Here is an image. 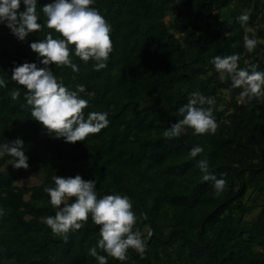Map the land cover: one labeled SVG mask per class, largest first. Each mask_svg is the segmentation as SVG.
<instances>
[{
	"label": "trees",
	"instance_id": "1",
	"mask_svg": "<svg viewBox=\"0 0 264 264\" xmlns=\"http://www.w3.org/2000/svg\"><path fill=\"white\" fill-rule=\"evenodd\" d=\"M47 3L37 0L42 24L40 7ZM93 6L112 27L107 67L95 71L94 61L75 56L76 73L49 65L73 90L85 86V115L109 113L107 127L75 143L46 134L30 115L25 88L10 79L13 61L42 67L29 43L58 33L43 26L19 41L0 24V77L7 85L0 88V142L19 136L29 158L27 169L0 158V264H97L88 255L100 238L90 216L66 240L42 221L54 215L44 191L54 186L52 177L76 174L96 179L98 197L129 196L134 229L147 238L142 255L129 248L125 261L108 257V264H264V97L242 101L241 89L227 76L221 80L209 63L239 53V67L264 71V0H95ZM241 13L249 15L243 27L235 19ZM246 35L258 39L251 53L243 47ZM14 87L16 101L9 95ZM193 92L215 99V133L194 135L189 128L165 138L163 131L179 119L176 109ZM195 145L204 151L187 158ZM201 158L226 180L219 195L201 180ZM35 176L39 184L17 185Z\"/></svg>",
	"mask_w": 264,
	"mask_h": 264
},
{
	"label": "clouds",
	"instance_id": "2",
	"mask_svg": "<svg viewBox=\"0 0 264 264\" xmlns=\"http://www.w3.org/2000/svg\"><path fill=\"white\" fill-rule=\"evenodd\" d=\"M21 4L23 10H19ZM95 0H50L40 7L46 17L38 22L37 0H0V24L6 26L19 41L46 26L54 30L48 32L43 39L32 41L29 48L36 54L42 67L36 62L24 61L17 64L13 61L10 69L11 81L25 88L24 100L30 106L32 119L39 122L52 138H63L66 143L84 141L89 134L100 132L109 124L107 111L88 112L89 101L81 93L85 86L78 84L75 90L67 86L62 77L54 75L50 64L56 67H69L73 73L79 71L72 56L87 63L94 61L93 70L99 71L107 67L109 54L113 50L110 33L111 24L101 12L94 7ZM243 27L249 20L247 13L235 18ZM258 43L254 37L244 36L243 47L253 52ZM239 53L226 56H214L211 63L221 80L227 76L232 88H240L239 98L243 101L259 100L264 97V71L257 70L256 65L239 67ZM7 73V72H5ZM6 80L0 77V88H5ZM12 101L20 96L19 88L9 91ZM216 101L199 92H193L188 102L176 109L179 119L171 123L164 131L165 138H176L191 129L193 134H214L217 128L213 106ZM23 107V105H22ZM204 151L200 145L189 149L187 158H197ZM13 158L8 164L13 168L27 169L28 156L25 155V143L17 136L16 139L0 142V158ZM196 167L202 173L201 180L211 182L214 193L224 191L226 180L210 171L207 158L196 160ZM53 187L44 191L49 196L54 215L42 218L43 223L54 235L67 239V234L83 227L90 216L92 222L99 226V239L94 247L88 249V255L95 258L97 264H108V257L123 262L127 258L129 248L143 254L147 246V238L140 230L134 229L137 217L132 201L127 195L119 193L98 197L97 181L83 179L80 174L61 177L54 175ZM71 199V202L68 201ZM148 235H151L149 229ZM97 248L105 255H100Z\"/></svg>",
	"mask_w": 264,
	"mask_h": 264
},
{
	"label": "rangeland",
	"instance_id": "3",
	"mask_svg": "<svg viewBox=\"0 0 264 264\" xmlns=\"http://www.w3.org/2000/svg\"><path fill=\"white\" fill-rule=\"evenodd\" d=\"M167 20H169V19H167ZM39 183H40V177L35 176V177H30V178H28V179H26V180L19 181V182L17 183V185H18V186H34V185L39 184ZM261 201H262V200H259V201L257 202V204L260 205V204L262 203ZM247 203H248V204H251L252 202H251V201H248ZM260 210H261V206H258V208H256L255 211H254L251 215H249V216L246 217V220H247V221L252 220V219L258 214V212H259Z\"/></svg>",
	"mask_w": 264,
	"mask_h": 264
}]
</instances>
